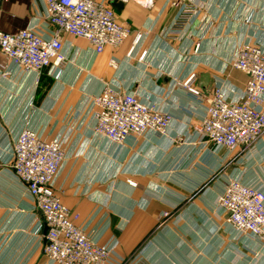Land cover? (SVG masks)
I'll list each match as a JSON object with an SVG mask.
<instances>
[{
    "label": "crops",
    "instance_id": "obj_1",
    "mask_svg": "<svg viewBox=\"0 0 264 264\" xmlns=\"http://www.w3.org/2000/svg\"><path fill=\"white\" fill-rule=\"evenodd\" d=\"M173 1L155 0L151 8L111 4L132 36L143 34L130 57L132 36L95 54L84 40L63 35L65 61L46 68L55 81L38 107L37 76L0 53V264H48L44 227L34 230L41 214L11 170L13 143L23 128L63 143L66 157L55 191L93 240L111 246V264H264V245L227 226L217 203L229 177L264 191V136L246 153H255L249 170L222 173L198 191L225 156L199 144L192 127L204 104L194 103L177 84L194 72L205 99L216 86L228 98L238 97L246 76L231 62L244 43L264 48V0H213L203 8L206 21L199 16L181 28L173 26L179 10ZM35 24L44 33L51 29L45 27L44 0H0V31L16 33ZM104 84L170 112L166 135L148 134L124 146L95 136L91 98Z\"/></svg>",
    "mask_w": 264,
    "mask_h": 264
},
{
    "label": "built area",
    "instance_id": "obj_2",
    "mask_svg": "<svg viewBox=\"0 0 264 264\" xmlns=\"http://www.w3.org/2000/svg\"><path fill=\"white\" fill-rule=\"evenodd\" d=\"M113 2L151 8L155 0H44L45 27L51 29L44 33L35 24L16 33L0 31V53L11 65L38 77L42 70L65 61L63 35L84 40L95 54H101L105 48L116 49L132 34L128 26L116 19ZM212 4L213 0L171 2L179 9L173 26L181 28L199 16L202 22L206 21L208 16L203 8ZM142 38L139 32L132 36L128 57ZM145 55L146 51H142L138 59L143 61ZM231 66L246 76L244 90L236 98H228L216 86L205 99L194 84V72L177 81L194 103L204 104L199 124L192 127V132L203 148L211 145L216 152L233 153L240 146L258 142L264 133V48L242 44ZM91 117L93 134L115 146H124L148 134L165 136L173 120L171 113L155 102L108 84L91 98ZM65 157L60 140L43 139L30 128H23L13 143L12 174L42 217L41 221L35 220V234L46 228L42 254L48 264H111V246L93 240L86 226L77 224L79 215L72 213L55 191ZM127 184L136 186L131 180ZM217 203L227 226L264 245L262 189L237 179L229 180Z\"/></svg>",
    "mask_w": 264,
    "mask_h": 264
},
{
    "label": "rangeland",
    "instance_id": "obj_3",
    "mask_svg": "<svg viewBox=\"0 0 264 264\" xmlns=\"http://www.w3.org/2000/svg\"><path fill=\"white\" fill-rule=\"evenodd\" d=\"M121 24H123V23H121ZM54 81H55V79L53 77H51V72L48 69L42 70V72L36 78L37 86H36L35 104L37 107L40 106V104L43 102L45 96L47 95V92L49 91V89L53 85ZM74 90L75 91H73L71 96L73 98H76L79 92H77L76 89H74ZM263 136H264V133L262 134V136L258 142L248 144L246 146H242L236 152L234 151L233 153H224V152L221 153L225 156L224 161H222L218 164L219 168H215V169L210 168V171L212 172V174L210 175L209 180L206 183L204 182L205 184H203L201 187L199 186L198 191L204 189V187L207 185L212 186L213 183L215 182V180L218 179L219 175L222 173L229 174L231 171L233 172V170H236V169L241 171V173H244L246 170H249V168L251 166L252 155H254L255 153L251 152L252 153L251 156H250L251 153L249 155H246V153L248 150L252 151L256 145H258L260 142H262ZM244 150H245V152L243 153ZM242 153H243V156H242ZM122 166H123V164L119 167L122 168ZM229 180H233V178L229 177V179L227 181H229ZM104 185L103 184L101 185L102 190H105V187H103ZM253 185H255V184H253ZM105 186L107 187L108 185H105ZM256 186H258V185L256 184L255 187ZM257 188H261V187L258 186ZM110 189L112 190V188H110ZM110 189H109V191H110Z\"/></svg>",
    "mask_w": 264,
    "mask_h": 264
},
{
    "label": "water",
    "instance_id": "obj_4",
    "mask_svg": "<svg viewBox=\"0 0 264 264\" xmlns=\"http://www.w3.org/2000/svg\"><path fill=\"white\" fill-rule=\"evenodd\" d=\"M43 232H44V234H45V232H46V228H44V231H43Z\"/></svg>",
    "mask_w": 264,
    "mask_h": 264
}]
</instances>
